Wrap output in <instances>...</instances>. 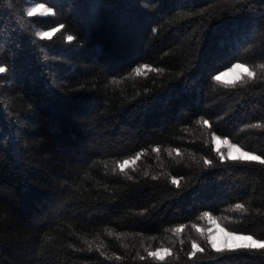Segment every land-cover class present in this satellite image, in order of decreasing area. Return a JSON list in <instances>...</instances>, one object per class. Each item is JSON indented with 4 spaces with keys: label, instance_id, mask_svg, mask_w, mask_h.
Returning a JSON list of instances; mask_svg holds the SVG:
<instances>
[{
    "label": "trees",
    "instance_id": "16d2710c",
    "mask_svg": "<svg viewBox=\"0 0 264 264\" xmlns=\"http://www.w3.org/2000/svg\"><path fill=\"white\" fill-rule=\"evenodd\" d=\"M29 1L0 0V264H264L197 231L264 240V163L214 144L264 160V0Z\"/></svg>",
    "mask_w": 264,
    "mask_h": 264
},
{
    "label": "snow or ice",
    "instance_id": "6c2138e0",
    "mask_svg": "<svg viewBox=\"0 0 264 264\" xmlns=\"http://www.w3.org/2000/svg\"><path fill=\"white\" fill-rule=\"evenodd\" d=\"M45 14V13H53V9L52 8H45L44 4L43 3H38L36 4V6L34 7H30L28 8L27 10V16L28 17H33V16H36L37 14ZM54 14V13H53ZM60 28H63V25H60ZM60 28H56V27H53L52 31H43V32H37V35H39L41 37V39H51L52 36L54 35L55 32H58L60 31ZM73 39L72 36H68V40L71 41ZM143 67H148L147 65H144ZM238 69H243L244 71H247V69L245 68V66L243 64H235L232 68L229 69V71H236ZM150 70H153L155 71V69H150ZM7 71V68L5 67H0V73H5ZM135 72L137 75L141 74L142 72V67H137L135 69ZM227 75V73H221L220 75H216L215 76V79L217 81H222L223 80V76ZM248 75L249 76H253L254 73L252 72H248ZM224 83H232L231 81H223ZM205 124H207V121L204 122ZM214 139H217L219 140V137H214ZM225 143H227V141H225ZM230 149L231 148H235L234 145H230L229 146ZM235 150L237 152L240 151L239 148H235ZM154 151L156 152H159V149L156 148L154 149ZM217 151H219V148H217ZM180 153L177 152V155H179ZM169 155H171V152L169 153ZM242 156L243 157H248L250 159H253V160H259L260 163H264V160H261L259 156H250L249 153H242ZM229 157L233 160L237 159V157L235 156H232L231 155V151L229 152ZM136 159H139V156L136 157ZM221 160L224 159L223 156L220 157ZM207 164H211L212 161L208 160V161H205ZM129 161L125 160L123 162V164L121 165V168L123 169L126 165H128ZM173 184H176L177 186L179 185V180L176 179V178H173L172 181H171ZM236 209H243V205L242 204H237L236 205ZM205 216H208V213L205 212L204 213ZM209 219H211V217H209ZM217 228L220 232H223L225 237L229 238V239H232V240H243V241H248L250 243H244V244H240V245H236V247L238 248H259V249H264V240H255L251 235H236L234 232H227L225 231L223 228H220L219 225H217ZM176 232H181L183 231L182 228H177L175 230ZM197 231H202L201 229H197ZM209 243L212 245V247L216 250V251H221L222 249L217 247V243H216V239H215V234L214 233H210V237H209ZM193 255H195V251L196 250H199V251H203V249H200L198 247V245H196L195 243L193 244ZM162 252H168L169 254L170 251L168 249H160L156 252H150L149 255L152 256V257H159L160 259H163V256L161 255Z\"/></svg>",
    "mask_w": 264,
    "mask_h": 264
},
{
    "label": "rangeland",
    "instance_id": "374dc122",
    "mask_svg": "<svg viewBox=\"0 0 264 264\" xmlns=\"http://www.w3.org/2000/svg\"><path fill=\"white\" fill-rule=\"evenodd\" d=\"M36 4H38V3L30 0L28 2V4H27V10L30 7L36 6ZM44 6H45V8H50V7L46 6V5H44ZM53 13H54V11H53ZM53 13H45L43 15H41V14L38 13L37 16H48V15H52ZM43 31H52V29L51 30H39V32H43ZM239 64H241V63H239ZM234 65H232L230 68H232ZM244 66L247 69V71H244L243 69H238L236 71H229L230 68H228V69L220 72L218 75H220L221 73H227V75L223 76V80L222 81L236 82L239 79L243 78L245 75H247L248 72H251V70H250V68L248 66H246V65H244ZM215 137H219V136H216L215 135ZM225 141H227V143H225ZM214 144H215L216 150H217V148H219V151L218 152L223 157L230 158L229 157V152L230 151H231V155L237 157V159L253 160V159H250L248 157H243L242 156V153H249L250 156H258L256 154H253V153H250L248 151H245L244 149H242L238 145L232 143L229 139H225V138L219 137V140L214 139ZM230 145H234L235 148H239L240 151L237 152L235 150V148H231L230 149V147H229ZM260 159H261V157H260ZM217 225H219V227L220 228H223L225 231L230 232L226 228H224L223 225L220 224L219 220L217 218H215V217H211V219H209V217H208V219L206 220V222L202 226L197 227V229H201L202 230V231H199L201 234H204L205 233V236L207 237L208 241H209L210 233H214L215 234L216 243H217V247H219L221 249H224V248H237L236 245H240V244H244V243H250L248 241L232 240V239H229V238L225 237L224 233L223 232H220L218 230ZM235 234L238 235V236L245 235V234H239V233H235ZM254 239L257 240L256 238H254ZM195 244L198 245V247H200L198 243H195ZM161 249H168V248H161ZM168 254H169L168 252H162L161 253V255L163 257H165Z\"/></svg>",
    "mask_w": 264,
    "mask_h": 264
}]
</instances>
